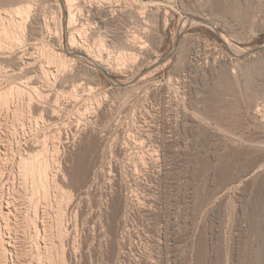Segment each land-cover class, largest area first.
Segmentation results:
<instances>
[{"label": "rangeland", "instance_id": "obj_1", "mask_svg": "<svg viewBox=\"0 0 264 264\" xmlns=\"http://www.w3.org/2000/svg\"><path fill=\"white\" fill-rule=\"evenodd\" d=\"M63 1L0 0V264H264V0Z\"/></svg>", "mask_w": 264, "mask_h": 264}, {"label": "bare ground", "instance_id": "obj_2", "mask_svg": "<svg viewBox=\"0 0 264 264\" xmlns=\"http://www.w3.org/2000/svg\"><path fill=\"white\" fill-rule=\"evenodd\" d=\"M55 1H56V0H55ZM58 1H59V0H58ZM60 1L62 2V5L65 7V2H64L63 0H60ZM73 1L75 2V0H66V5L68 4V5L70 6V9H66V10H69V11H70V13L67 12V13H69V17H70V19H67V20H68V23H67L65 29H63V31H64V32H63V35H64L65 37H67V30H69V32L72 31V32H70V35H69V37H68V42H69V44L72 45V46L76 45V44H74V43L77 41L75 34H76V35L81 34V33H78V32H81V27L84 26V25L82 24L83 21H82V23L79 25V23L74 22L73 19H72V18L75 17L73 13L75 12V14H76V11H74L73 13H72V11H71V10H73V9H71V8H72V5H73V3H74ZM85 1H86V0H85ZM88 1H89V0H88ZM99 1H100V0H99ZM98 3H99V2H98ZM58 4H59V2H58ZM74 4H75V3H74ZM82 4H83V3H82ZM99 4H101V3H99ZM62 5H61V6H62ZM84 5H85V4H84ZM87 5H88V4H87ZM61 6H60V7H61ZM84 7H85V6H84ZM89 8H90V7H89ZM2 9H3V8H2ZM2 9H0V14H1V12H2L3 14H5V13H4L5 11H3ZM17 9H18V8H17ZM9 10H10V9H9ZM76 10H77V9H76ZM12 11H14V10H12ZM15 11H16V9H15ZM80 11H81V10H80ZM15 13H16V12H15ZM17 13H18V12H17ZM19 13H21V10H20ZM97 13H98V12H97ZM11 14H12V13H11ZM6 15H7V14H6ZM14 15H15V14H14ZM17 15H18V14H17ZM11 16H12V15H11ZM73 16H74V17H73ZM80 16H81V15H80ZM4 17H5L4 15H3V18H2V16L0 15V19H1V21H0V36H1V37H0V38H2V36H4V35H6L5 37H9L10 35L7 36V34H8L9 32H11V31L8 32V30H7L8 28H7V26H6V23H5V19H4ZM13 17H14V16H13ZM7 19H8V18H7ZM12 20H13V19H12ZM74 20H75V18H74ZM192 20H193V19H192ZM19 21H20V20H19ZM75 21H76V20H75ZM77 21H78V20H77ZM79 21H80V20H79ZM79 21H78V22H79ZM7 22H8V21H7ZM80 22H81V21H80ZM88 23H89V22H88ZM9 24H10V21H9ZM15 25H16V24H15ZM8 26H9V25H8ZM10 26H11V25H10ZM10 26H9V27H10ZM85 26H86V25H85ZM91 26H92V25H91ZM15 27H16V26H15ZM89 27H90V26H89ZM10 28H11V27H10ZM67 28H68V29H67ZM47 29H48V28H47ZM89 29H90V28H89ZM10 30H11V29H10ZM82 31H83V30H82ZM98 31H99V30H98ZM95 32H96V29H95ZM93 34L95 35L94 32H93ZM99 34H100V33H99ZM15 35H16V34H15ZM14 37H15V36H14ZM65 37H64V38H65ZM82 37H83V36H82ZM87 37H88V36H87ZM93 37H95V36H93ZM16 38H17V37H16ZM80 38H81V37H80ZM91 38H92V37H91ZM86 39H87V38H86ZM98 39H99V38H98ZM98 39H97V41H98ZM10 40H11V39H10ZM100 40H101V39H100ZM133 40H134V39H133ZM0 41H1V40H0ZM3 41H4V40H3ZM13 41H14V40H13ZM88 41H89V40H88ZM101 41H102V40H101ZM62 42H63V41H62ZM82 42H83V40H82ZM82 42H80V46H81V48L84 49V50H86V51H88V50L86 49V48H88V45H87L88 43H86V42H83V43H82ZM89 42H90V41H89ZM99 42H100V41H99ZM227 42H228V41H227ZM0 43H1V42H0ZM77 43H78V42H77ZM90 43H91V42H90ZM96 43H97V42H96ZM229 43H230V42H229ZM73 44H74V45H73ZM7 45H8V44H7ZM78 45H79V44H78ZM1 46H2V45H1ZM1 46H0V47H1ZM11 46H12V45H11ZM4 47H5V46H4ZM8 47H9V46H8ZM99 47H100V46H99ZM89 48H90V46H89ZM89 48H88V49H89ZM103 48H104V47H103ZM91 49H92V48H90V50H91ZM98 49H99V48H98ZM98 49H97V50H98ZM95 51H96V50H95ZM26 52H27V51H26ZM92 52H93V51H92ZM99 52H100V51H99ZM31 53H32V52H31ZM15 54H17V53H15ZM18 54H19V53H18ZM23 54H24V53H23ZM87 54L90 55V57L92 56L91 58H92V60H93V62H94V64H93V63H92V64L94 65V67H96V65H100V66H103L104 68H106L107 70L110 69V68L104 66L103 63H101V62L104 60L103 57H106V56L103 55L102 51H101L100 53H95V54L93 53V55H91L89 52H87ZM21 55H22V54H21ZM21 55H20V56H21ZM64 55H65V54H64ZM234 55H235L236 57H238L237 52L234 53ZM15 56H16V55H15ZM20 56H19V57H20ZM70 56H71V55H70ZM26 57H28V56H26ZM30 58H31V57H30ZM47 58H48V57H47ZM47 58H46V59H47ZM52 58H53V57H52ZM56 58H57V57H56ZM63 58H64V57H63ZM91 58H90V59H91ZM65 59H66V58H65ZM73 59H74V58H73ZM73 59H72V61H73ZM44 60H45V57H44ZM42 61H43V60H42ZM63 61H65V60H62L61 62H63ZM48 62H49V61H48ZM50 62L52 63V61H50ZM50 62H49V63H50ZM57 62H58V61H57ZM61 62H60V63H61ZM105 62H106V61H105ZM105 62H104V64H105ZM156 62H157V61H155V63H156ZM58 63H59V62H58ZM63 63H65V62H63ZM63 63H61L62 65H59V66L57 65V66H58V67H61V66H63ZM23 64H24V63H23ZM31 64H32V63H31ZM39 65H40V64H39ZM43 65H44V64H43ZM43 65H42V67H43ZM52 65H53V64H52ZM55 65H56V64H55ZM25 66H26V65H25ZM30 66H33V65H30ZM50 66H51V65L49 64V67H50ZM57 66H55V67H57ZM67 66H69V65H67ZM67 66H66V67H67ZM70 66H71V65H70ZM108 66H109V65H108ZM26 67H27V66H26ZM42 67H41V68H42ZM46 67H47V65H46ZM58 67H57V68H58ZM64 67H65V66H64ZM17 68H18V67H17ZM19 68H20V67H19ZM30 68H32V67H30ZM62 68H63V67H62ZM42 69H43V70H41V71L38 70V69H34V73H35V74L33 75V77L35 78V81H36V79H38V80H40V83H42V82H41V79H43V78H44L43 75H45V72H44L45 69H44V68H42ZM66 69H67V68H66ZM66 69H65V70H66ZM95 69H96V68H95ZM7 70H8V69H7ZM32 70H33V68H32ZM32 70H30V72H31ZM93 70H94V69H93ZM4 71H5V70H4ZM51 71H52V70H51ZM51 71H50V72H51ZM57 71H58V70L56 69V72H57ZM95 71H96V70H95ZM109 71H110V70H109ZM19 72H20V71H19ZM32 72H33V71H32ZM21 73H22V72H21ZM46 73H47V70H46ZM51 73H52V72H51ZM48 74H50V73H48ZM53 74H55V73H53ZM6 75H7V74H6ZM18 75H19V74H18ZM56 75H57V74H56ZM53 76H54V75H53ZM27 77H28V76H27ZM30 77H31V76H30ZM47 77L49 78V75H48ZM47 77H46V79H47ZM64 77H65V76H64ZM71 77H72V76H71ZM31 78H32V77H31ZM4 79H5V78H4ZM27 79H28V78H27ZM29 79H30V78H29ZM51 79H52V78H51ZM55 79H56V78H55ZM64 79H65V78H64ZM13 80H15V79H13ZM30 80H31V79H30ZM71 80H72V79H71ZM25 81H26V80H25ZM32 81H33V80H32ZM35 81H34V83H35ZM47 81H50V80H47ZM10 82H11V81H10ZM26 82H27V81H26ZM43 82H45V81H43ZM60 82H61V81H60ZM32 83H33V82H32ZM45 83H46V82H45ZM49 83H50V82H49ZM49 83H48V84H49ZM12 84H13V83H12ZM28 84H29V83H28ZM62 84H63V83H62ZM14 85H15V83H14ZM129 85H130V84H129ZM12 86H13V85H12ZM31 86H33L31 89H36V86H35V85H32V84H31ZM31 86H30V87H31ZM44 86H45V85H44ZM13 87H14V86H13ZM28 87H29V86H28ZM37 87H38V86H37ZM39 87H40V85H39ZM2 88H3V86H2ZM20 89H21V88H20ZM29 89H30V88H29ZM49 89H50V88H49ZM52 89H53V87H52ZM2 90H3V89H2ZM13 90H14V89H13ZM11 92H12V91H11ZM20 92H21V90H19V88H18V93H20ZM8 93H9V91H8ZM24 93H25V92H24ZM24 93H23V94H24ZM6 94H7V93H6ZM9 94H10V93H9ZM74 94H76V93H74ZM77 94H78V93H77ZM4 95H5V94H4ZM10 96H11V94H10ZM12 96H13V94H12ZM75 96H76V95H75ZM1 97H2V96H1ZM29 97H30V96H29ZM31 98H32V97H31ZM78 98H79V97H78ZM0 99H1V98H0ZM2 99H3V98H2ZM2 99H1V100H2ZM6 99H7V97H5V98L3 99V101H0V103L3 102L4 106H7V105H5V103L7 104V100H6ZM13 99L15 100L16 98L13 97ZM19 99H20V98H19ZM14 100H13V101H14ZM70 100H71V99H70ZM8 101H9V98H8ZM18 101H20V100H18ZM28 101H29V100H28ZM28 101H27V102H28ZM4 102H5V103H4ZM11 102H12V101H11ZM22 102H23V100H22ZM29 102H30V101H29ZM55 102H56V101H55ZM61 102H62V101H61ZM63 102H64V101H63ZM9 103H10V102H9ZM53 104H54V103H53ZM53 104H51V105H53ZM26 105H27V104H26ZM62 105H63V104H62ZM62 105H61V106H62ZM66 105H67V104H66ZM70 105H71V104H70ZM70 105H69V106H70ZM1 106L4 107V106L2 105V103H1V105H0V108H1ZM35 106H36V105H35ZM8 107H9V106H8ZM17 107H18V106H17ZM100 107H101V106H100ZM10 108H11V107H10ZM26 108H28V107H26ZM64 108H65V107H64ZM2 109H3V108H2ZM18 109H19V108H17V110H18ZM32 109H33V108H32ZM32 109H31V110H32ZM52 109H53V108H52ZM17 110H16V111H17ZM39 110H40V109H39ZM54 110H55V109H54ZM12 111H13V110H12ZM36 111H37V110H36ZM63 111H64V110H63ZM79 111H80V110H79ZM2 112H4V111H2ZM17 112H18V111H17ZM19 112H20V111H19ZM53 112H54V111H53ZM57 112H58V111H57ZM65 112H66V111H65ZM69 112H70V111H69ZM9 113H10V111H9ZM22 113H24V112H22ZM54 113H55V112H54ZM87 113H88V112H87ZM14 114H15V113H14ZM50 114H51V113H50ZM82 114H83V113H82ZM84 114H85V113H84ZM55 115H56V113H55ZM70 115H71V114H70ZM86 115H87V114H86ZM100 115H101V114H100ZM14 116H15V115H14ZM15 117H16V116H15ZM32 117H33V116H32ZM56 117H57V116H56ZM104 117H105V116H104ZM14 119H15V118H14ZM16 119H18V118H16ZM84 119H86V118H84ZM12 120H13V119H12ZM19 120H20V119H19ZM88 120H89V119H88ZM17 121H18V120H17ZM37 121H38V120H37ZM82 121H83V120H82ZM13 122H14V121H13ZM73 122H74V121H73ZM79 122H81V121H79ZM95 122H96V121H95ZM75 123H76V122H75ZM13 124H14V123H13ZM81 124H82V122H81ZM83 124H84V123H83ZM18 125H19V124H18ZM67 125H68V124H67ZM78 125H80V123H78ZM78 125H76V127H77ZM12 126H13V125H12ZM21 126H22V125H21ZM23 126H24V125H23ZM32 126H33V125H32ZM50 126H51V125H50ZM16 127H17V126H16ZM82 127H83V126H82ZM14 128H15V127H14ZM21 128H23V127H21ZM25 128H26V127H25ZM51 128H52V127H51ZM100 128H101V127H100ZM106 128H107V127H106ZM10 129H11V128H10ZM23 129H24V128H23ZM32 129H33V128H32ZM85 129H86V128H85ZM78 130H79V129H78ZM78 130H77V131H78ZM104 130H105V129H104ZM16 131H17V130H16ZM70 131H71V130H70ZM81 131H82V130H81ZM85 132H86V131H85ZM53 133H54V132H53ZM59 133H60V132H59ZM63 133H64V132H63ZM76 133H77V135L74 134V135H73V139H72V141H69V143L71 142V144L73 143V144L75 145V141H77V140H76V139H77V136L80 135L78 132H76ZM66 134H67V133H66ZM48 135H49V134H48ZM54 135H55V134H54ZM96 135H97V134H96ZM129 136H130V135H129ZM43 137H44V136H43ZM53 137H54V136H53ZM55 137H56V135H55ZM99 137H100V136H99ZM45 139H46V138H45ZM54 139H55V138H54ZM59 139H60V138H59ZM78 139H79V138H78ZM123 139H124V138H123ZM65 140H66V139H65ZM85 140H86V139H85ZM45 141H46V140H45ZM45 141H44V142H45ZM53 141H54V140H53ZM56 141H57V140H56ZM132 141H133V140H132ZM60 142H61V141H60ZM80 142H81V141H80ZM125 142H126V141H125ZM32 143H33V142H32ZM66 143H67V142H66ZM6 144H7V143H5V140L1 138V140H0V145H2L3 148H4V147L6 146ZM8 144H9V143H8ZM42 144H43V143H42ZM4 145H5V146H4ZM38 145H39V143H36V144H35V142H34V144H33L31 147H33V148L36 147V148H37ZM76 145H78V144H76ZM92 145H93V144H92ZM123 145H124V144H123ZM144 145H145V144H144ZM40 146H41V145H40ZM84 146H85V145H84ZM95 146H96V145H95ZM128 146H129V145H128ZM38 147H39V146H38ZM57 147H58V146H57ZM66 147H67V146H66ZM76 147H77V146H76ZM142 147H143V146H142ZM33 148H31L30 150H32ZM41 148H42V147H41ZM74 148H75V147H74ZM84 148H85V147H84ZM91 148H92V147H91ZM4 149H5V148H4ZM38 149H40V148H38ZM150 149H151V148H150ZM150 149H149V151H152V150H150ZM7 150H8V149H7ZM30 150H29V151H30ZM91 150H92V149H91ZM93 150H94V149H93ZM4 151H6V150H4ZM40 151H42V150H38V153H36L37 158H36V159H33V160H35V161L38 160V161H39L41 155L39 156V155H37V154H40V153H41ZM43 151H44V150H43ZM46 151H47V150H46ZM71 151H72V150H71ZM95 151H96V150H95ZM126 151H127V150H126ZM155 151H156V150H155ZM158 151H159V150H158ZM2 152H3V151H2ZM86 152H87V151H86ZM153 152H154V151H153ZM153 152H152V153H153ZM156 152H157V151H156ZM0 153H1V152H0ZM26 153H29V152H26ZM45 153L47 154L48 152H45ZM50 153H51V152H50ZM53 153H55V152H53ZM82 154H83V153H82ZM153 154H154V153H153ZM159 154H160V153H159ZM26 155H27V154H26ZM28 155H29V154H28ZM28 155H27V156H28ZM30 155H31V154H30ZM70 155H71V154H70ZM83 155H84V154H83ZM4 156H6V155H4ZM45 156H46V155H45ZM151 156H152V155H151ZM33 157H34V156H33ZM28 158H29V157H25V156L23 155V156L21 157V160L19 161V162L21 163V166H20V167H22V171L24 172V173H23V172L20 170V171L23 173V177H24L25 173H26L27 175H29V174H28V172H29L28 170H30V172L35 173L33 169L36 168V165H37V164L34 163V162L32 161V159H31V162H32V163L29 164V161H30V160H27ZM34 158H35V157H34ZM41 158H42V157H41ZM43 158H44V157H43ZM49 158H50V157H49ZM157 158H158V157H157ZM46 159H47V158H46ZM46 159H45V160H46ZM54 159H55V158H54ZM144 160H145V159H144ZM87 161H88V160H87ZM55 162H56V161H55ZM143 162H144V161H143ZM145 162H146V161H145ZM135 163H136V162H135ZM140 163H141V162H140ZM34 164H35V165H34ZM38 164H39V162H38ZM50 164H51V163H50ZM64 164H65V163H64ZM98 164H99V163H98ZM19 165H20V164H19ZM40 165H43L41 161H40ZM46 165H47V163H46ZM93 165H94V164H93ZM102 165H103V164H102ZM145 165H146V164H145ZM148 165H149V163H148ZM52 166H53V165H52ZM65 166H66V165H65ZM136 166H137V165H136ZM20 167H19V168H20ZM34 167H35V168H34ZM39 168H40V166H39ZM48 168H49V166H48V167H45V165H44V166H41V169H38V168H37V169H38L39 171H41L42 173H45V177H47L48 175L46 176V173H47V169H48ZM60 168H61V167H60ZM66 168H67V167H66ZM85 168H86V167H85ZM91 168H92V167H91ZM20 169H21V168H20ZM27 169H28V170H27ZM57 169H58V168H57ZM136 169H138V168H136ZM26 170H27L28 172H27ZM31 170H32V171H31ZM88 170H89V169H88ZM138 170H139V169H138ZM59 171H60V170H59ZM131 171H132V170H131ZM146 171H147V170H146ZM30 172H29V173H30ZM41 172H39L40 175H41ZM90 172H91V171H90ZM33 173H32V174H33ZM48 173H49V172H48ZM48 173H47V174H48ZM128 173H129V172H128ZM0 174H1V173H0ZM58 174H59V173H58ZM135 174H136V173H135ZM142 174H143V173H142ZM1 175H2V174H1ZM1 175H0V176H1ZM34 175H35V174H34ZM34 175H32V177H33ZM40 175H39V176H40ZM43 175H44V174H43ZM60 175H61V174H60ZM67 175H69V174H67ZM85 176H86V175H85ZM85 176H84V177H85ZM142 176H143V175H142ZM35 177H36V176H35ZM40 177H42V176H40ZM60 177H61V176H60ZM62 177H63V176H62ZM121 177H122V176H121ZM48 178H49V176H48ZM54 178H55V177H54ZM65 178H66V177H65ZM67 178H69V177H67ZM88 178H89V177H88ZM88 178H87V179H88ZM22 179H23V178H22ZM26 179H28V178H26ZM26 179H25V181H26ZM35 179H36V178H35ZM38 179H39V183H40L42 180H45V178H44V179H41V180H40V178H38ZM38 179H36V180H38ZM134 179H135V178H134ZM139 179H140V178H139ZM1 180H2V179H0V181H1ZM48 180H49V179H48ZM137 180H138V179H137ZM22 181H23V180H22ZM31 181H32V180H31ZM46 181H47V180H46ZM53 181H54V180H53ZM82 181H83V180H82ZM90 181H91V180H90ZM26 182H27V181H26ZM43 182H45V181H43ZM49 182H50V181H49ZM49 182H48V183H49ZM84 182H85V181H84ZM133 182H134V181H133ZM137 182H138V181H137ZM1 183H2V181H1ZM29 183H30V182H29ZM33 183H34V182H33ZM35 183H36V182H35ZM39 183H38V184H39ZM66 183H67V182H66ZM43 184H44V183H43ZM59 184H60V183H59ZM31 185H34V184H31ZM39 185H40L39 187H41V188L43 187V185H42V186H41V184H39ZM44 185H45V184H44ZM56 185H57V184H56ZM47 186H48V185H47ZM88 186H89V185H88ZM2 187H3V186H2ZM31 187H32V186H31ZM52 187H53V186H52ZM64 187H65V186H64ZM3 188H4V187H3ZM3 188H2V189H3ZM56 188H57V187H56ZM58 188H59V186H58ZM78 188H80V187H78ZM83 188H84V187H83ZM0 189H1V188H0ZM37 189H39V188H37ZM43 189H45V188H43ZM61 189H62V188H61ZM92 189H93V188H92ZM32 190H35V189L32 188ZM57 190H59V189H57ZM38 191H39V190H38ZM42 191H44V190H42ZM45 191H46V190H45ZM59 191H60V190H59ZM116 191H117V190H116ZM119 191H120V190H119ZM119 191H118V192H119ZM0 192H1V191H0ZM34 192H35V191H34ZM64 193H65V192H64ZM33 194H34V193H33ZM38 194H39V193H38ZM46 194H47V193H46ZM3 195H4V193H3ZM44 195H45V194H44ZM49 195H50V194H49ZM58 195H59V194H58ZM64 195H65V194H64ZM121 195H122V194H121ZM0 196H2V195L0 194ZM6 196H7V195H6ZM10 196H11V195H10ZM31 196H32V195H31ZM33 196H34V195H33ZM35 196H36V195H35ZM2 197H3V196H2ZM7 197L9 198V196H7ZM36 197H37V196H36ZM44 197H45V196H44ZM94 197H95V196H94ZM8 198H7V199H8ZM39 198H40V197H39ZM42 198H43V197H42ZM50 198H51V196H50ZM54 198H55V197H54ZM56 198H57V197H56ZM56 198H55V199H56ZM59 198H60V197H59ZM87 198H88V197H87ZM4 199H5V198H4ZM7 199H6V200H7ZM18 199H19V198H18ZM31 199H32V198H31ZM43 199H44V198H43ZM71 199H73V198L71 197ZM123 199H124V198H123ZM123 199H122V200H123ZM0 200L3 201L2 198H1ZM6 200H5V201H6ZM9 200H10V199H8V201H9ZM12 200H13V199H12ZM34 200H35V199H34ZM39 200H40V199H39ZM39 200H38V201H39ZM41 200H42V199H41ZM47 200H48V199H47ZM47 200H46V201H47ZM61 200H62V199H61ZM61 200H60V202H61ZM63 200H64V199H63ZM82 200H83V199H82ZM95 200H96V199H95ZM69 201H71V200H69ZM9 202H10V201H9ZM9 202H7V203H9ZM15 202H16V201H15ZM29 202H30V200H29ZM35 202H37V200H36ZM87 202H88V201H87ZM138 202H139V201H138ZM0 203L2 204L3 202H0ZM5 203H6V202H5ZM11 203L14 204L13 201H12ZM30 203H31V202H30ZM33 203H34V202H33ZM64 203H66V202H64ZM71 203H72V202H71ZM71 203H70V204H71ZM113 203H114V202H113ZM118 203H119V202H118ZM9 204H10V203H9ZM13 204H11V205H13ZM47 204H48V203H47ZM58 204H59V203H58ZM61 204H62V203H61ZM70 204L66 206L67 208H66V207H60L59 210H58V212H56L57 214H59L60 218H61V216L63 215V213L66 211V209H74V208L72 207V204H71V205H70ZM115 204H117V203H115ZM7 205H8V204H7ZM59 205H60V204H59ZM59 205H57V206H59ZM76 205H77V204H76ZM0 206H1V205H0ZM8 206H9V205H8ZM8 206H7V207H8ZM35 206H36V205H35ZM49 206H50V205H49ZM51 206H52V205H51ZM53 206H54V205H53ZM4 207H5V206H4ZM7 207H6V208H7ZM29 207H30V206H29ZM116 207H117V205H116ZM0 208L3 210L2 207H0ZM10 208H11V207H10ZM10 208H9V209H10ZM14 208H15V207H14ZM52 208H53V207H52ZM64 208H65V209H64ZM12 209H13V208H12ZM29 209H30V208H29ZM40 209H41V208H40ZM57 209H58V207H57ZM77 209H78V208H77ZM77 209H76V210H77ZM120 209H121V208H120ZM18 210H19V209H18ZM43 210H44V209H43ZM48 210H49V209H48ZM76 210H75V213H76ZM116 210H117V209H116ZM128 210H129V209H128ZM9 211L11 212V209H10ZM29 211H30V210H29ZM41 211H42V209H41ZM63 211H64V212H63ZM0 212H1V211H0ZM10 212H8V213L10 214ZM12 212H14V209L12 210ZM51 212H52V211H51ZM118 212H119V211H118ZM118 212H117V214H118ZM128 212H129V211H128ZM4 213H5V212H4ZM54 213H55V212H54ZM75 213H74V214H75ZM115 213H116V212H115ZM2 214H3V212H2ZM6 214H7V213H6ZM35 214H36V212H35ZM38 214H39V213H38ZM38 214H37V215H38ZM108 214H109V213H108ZM3 215H4V214H3ZM3 215H2V216H3ZM26 215H27V214H26ZM28 215H29V214H28ZM37 215H36V216H37ZM54 215H55V214H54ZM72 215H73V214H72ZM82 215H83V214H82ZM115 215H116V214H115ZM2 216H1V217H2ZM4 216H5V215H4ZM6 216H7V215H6ZM21 216H22V215H21ZM48 216H49V215H48ZM108 216H109V215H108ZM60 218H59V219H60ZM62 218H65V217H62ZM62 218H61V219H62ZM116 218H117V217H116ZM42 219H43V218H42ZM47 219H48V218H47ZM59 219H58V221H59ZM61 219H60V220H61ZM30 220H32V219L30 218ZM43 220H44V219H43ZM116 220H117V219H116ZM6 221H7V220H6ZM33 221H34V220H33ZM55 221H56V220H55ZM58 221H57V222H58ZM66 221H67V220H66ZM113 221H115V220H113ZM125 221H126V220H125ZM28 222H29V221H28ZM47 222H48V221H47ZM69 222H70V221H69ZM6 223H7V222H6ZM31 223H32V222H31ZM51 223H52V222H51ZM72 223H73V222H72ZM27 224H28V223H27ZM32 224H33V223H32ZM42 224H43V223H42ZM48 224H49V223H48ZM57 224H58V223H57ZM62 224H64V223H62ZM75 224H76V223H75ZM36 225H37V224H36ZM50 225H51V224H50ZM59 225H60V224H59ZM115 225H116V224H115ZM1 226H2V225H1ZM3 226H4V225H3ZM3 226H2V227H3ZM34 226H35V225H34ZM43 226H44V225H43ZM5 227H6V226H5ZM7 227H8V226H7ZM7 227H6V228H7ZM46 227H47V226H46ZM119 227H120V226H119ZM3 228H4V227H3ZM59 228H60V227H59ZM0 229H1V228H0ZM8 229H9V227H8ZM35 229H36V227H35ZM37 229H38V228H37ZM47 229H48V228H47ZM57 229H58V228H57ZM64 229H66V227H65ZM95 229H96V228H95ZM116 229H117V228H116ZM61 230H62V229H61ZM37 231H38V230H37ZM56 231H57V230H56ZM62 231H63V230H62ZM0 232H2V231L0 230ZM11 232H12V231L9 232V233H10L9 235H11ZM38 232H39V231H38ZM38 232H37V233H38ZM67 232H69V231H67ZM67 232H66V233H67ZM5 233H6V232H5ZM5 233H4V234H5ZM39 233H40V232H39ZM39 233H38V234H39ZM48 233H49V232H48ZM69 233H70V232H69ZM0 234H1V233H0ZM6 234H7V233H6ZM6 234H5V235H6ZM13 234H15V233H13ZM46 234H47V233H46ZM1 235H2V234H1ZM1 235H0V238L2 237ZM5 235H4V236H5ZM15 235H17V234H15ZM32 235H33V234H32ZM43 235H44V234H43ZM36 236H37V235H36ZM32 237H33V236H32ZM57 237H58V234H57ZM87 237H88V236H87ZM3 238H5V237H3ZM3 238H1V239H3ZM9 238H11V237L9 236ZM18 238H19V237H18ZM35 238H36V237H35ZM53 238H54V237H52V239H53ZM58 238H59V237H58ZM60 238H62V237H60ZM85 238H86V237H85ZM92 238H93V237H92ZM65 239H66V238H65ZM90 239H91V238H90ZM9 240H11V239H9ZM12 240H13V239H12ZM16 240H17V239H16ZM18 240H19V239H18ZM48 240H49V239H48ZM63 240H64V239H63ZM67 240H69V239H67ZM2 241H5V239L2 240ZM31 241H32V240H31ZM36 241H37V240H36ZM50 241H51V240H50ZM65 241H66V240H65ZM69 241H70V240H69ZM0 242H1V240H0ZM9 242H10V241H9ZM14 242H15V240H14ZM19 242H20V241H19ZM48 242H49V241H48ZM61 242H62V241H61ZM2 243H4V242H2ZM10 243L13 244L12 242H10ZM15 243H17V242H15ZM32 243H33V242H32ZM34 243H35V242H34ZM36 243H37V242H36ZM52 243H53V242H51L50 244H52ZM0 244H1V243H0ZM5 244H6V243H5ZM7 244H8V243H7ZM7 244H6V245H7ZM18 244L20 245V243H18ZM18 244H17V245H18ZM1 245H3V244H1ZM9 245H10V244H9ZM53 245H54V244H53ZM53 245H52V246H53ZM33 246H34V245H33ZM36 246H37V245H36ZM68 246H69V245H68ZM72 246H73V245H72ZM5 247H6V246H5ZM5 247H4V248H5ZM12 247H13V246H12ZM45 247H46V246H45ZM55 247H56V246H55ZM2 248H3V247H2ZM14 248H15V246H14ZM16 248H17V247H16ZM16 248H15V250H16ZM33 248H34V247H33ZM47 248H48V247H47ZM6 249H7V248H6ZM11 249L13 250V248H11ZM37 249H38V248H37ZM50 249H51V248H50ZM7 250H8V249H7ZM51 250H52V249H51ZM51 250H50V251H51ZM13 251H14V250H13ZM16 251H17V250H16ZM18 251H19V250H18ZM24 251H25V250H24ZM47 251H49V250H47ZM74 251H75V250H74ZM74 251H73V252H74ZM5 252L8 253V251H6V250H5ZM9 252H11V251H9ZM21 252H22V251H21ZM33 252H34V251H33ZM36 252H38V250H37ZM39 252H40V251H39ZM7 253H6V254H7ZM30 253H31V252H30ZM74 253H75V252H74ZM10 254H13V253H10ZM22 254H23V253H22ZM28 254H29V253H28ZM40 254H41V253H40ZM2 255H3V254H2ZM33 255H34V253H33ZM10 256H11V255H10ZM12 256H13V255H12ZM26 256H27V255H26ZM51 256H52V255H51ZM4 257H5V256H4ZM4 257H3V258H4ZM7 257H8V256H7ZM18 257H19V255H18ZM18 257H17V259H18ZM27 257H28V256H27ZM1 258H2V257H1ZM10 258H11V257H10ZM12 258H13V257H12ZM39 258H40V257H39ZM5 259H6V258H5ZM19 259H20V257H19ZM52 259H53V258H52ZM52 259H50V260H52ZM6 260H7V259H6ZM14 260H16V259H14ZM8 261H9V260H8ZM41 261H42V260H41ZM48 261H49V260H48ZM52 261H53V260H52ZM0 262H1V261H0ZM2 262H4V259H3ZM2 262H1V263H2ZM6 262H7V261H6ZM11 262H12V261H11ZM15 262H16V261H15ZM21 262H22V261H21ZM49 262H50V261H49ZM13 263H14V262H13ZM22 263H23V262H22ZM9 264H10V263H9ZM17 264H18V263H17ZM34 264H35V263H34Z\"/></svg>", "mask_w": 264, "mask_h": 264}, {"label": "water", "instance_id": "obj_3", "mask_svg": "<svg viewBox=\"0 0 264 264\" xmlns=\"http://www.w3.org/2000/svg\"><path fill=\"white\" fill-rule=\"evenodd\" d=\"M194 19H196V20H198V21H201V22L208 23V24H210L212 27H214V28L217 30V28H216V26H215L214 24H212V23H210V22H207V21L203 20L202 18L194 17ZM217 31H218V30H217ZM218 32H219V31H218ZM180 35H181V34L179 33L178 36H177L176 42H175V47H174V49H173L171 52H169L164 58H162V59L159 60L158 62L152 64V65L149 66L147 69H145L140 75H138V76H137L136 78H134L131 82H129V84L134 83L137 79H139V78L141 77V75H142L143 73H145L146 71H149V70L154 69V68L157 67L159 64L163 63L166 59H168L169 57H171V56L175 53V51H176V47H177V45H178V42H179V39H180ZM65 44H66V43H65ZM261 51H264V44H262V45H260V46H257V47H255L254 49L249 50V51L245 52V53L242 54V55H239V57H240V58H241V57H247V56H249V55H251V54H253V53L261 52ZM86 58H87V57H86ZM91 63L94 64L93 61H91ZM96 67L99 68L101 71H103L106 75L109 76V72L106 71L102 66H100V65H96ZM117 83L120 84V85H125L124 83H121V82H117Z\"/></svg>", "mask_w": 264, "mask_h": 264}]
</instances>
